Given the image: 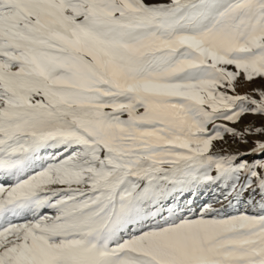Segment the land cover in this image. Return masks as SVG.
Instances as JSON below:
<instances>
[{"label": "snow or ice", "instance_id": "obj_1", "mask_svg": "<svg viewBox=\"0 0 264 264\" xmlns=\"http://www.w3.org/2000/svg\"><path fill=\"white\" fill-rule=\"evenodd\" d=\"M0 264H264V0H0Z\"/></svg>", "mask_w": 264, "mask_h": 264}, {"label": "rangeland", "instance_id": "obj_2", "mask_svg": "<svg viewBox=\"0 0 264 264\" xmlns=\"http://www.w3.org/2000/svg\"><path fill=\"white\" fill-rule=\"evenodd\" d=\"M260 83L261 81H256L253 85L239 86L237 91L243 93L252 87L259 86ZM261 122L262 121L260 117L246 116L244 118V123H254L257 126H259ZM250 147H251V144H248V145L239 144V143L232 141L231 139H229L227 144H220V143L216 144V150L219 151L221 149H226L229 152L246 151ZM247 159L251 160L252 157H247ZM188 199H192L194 201L193 207L197 210L200 209L201 206H203L204 204L212 203L215 208L221 209L224 212L229 213V214H234L237 211V208L241 212L245 211L246 208L248 211H252V209L248 208V206L244 203H240L239 205H234L233 208H229L228 200L223 199L221 190L216 187H212V186L201 185L195 190V195H193L191 192H185L180 199V203L183 204L184 201ZM217 199L221 200L222 203L216 202Z\"/></svg>", "mask_w": 264, "mask_h": 264}]
</instances>
